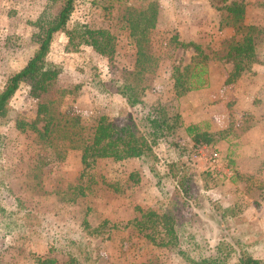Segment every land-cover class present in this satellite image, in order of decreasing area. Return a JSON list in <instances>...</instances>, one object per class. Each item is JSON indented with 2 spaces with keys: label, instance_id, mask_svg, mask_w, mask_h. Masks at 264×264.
Listing matches in <instances>:
<instances>
[{
  "label": "rangeland",
  "instance_id": "374dc122",
  "mask_svg": "<svg viewBox=\"0 0 264 264\" xmlns=\"http://www.w3.org/2000/svg\"><path fill=\"white\" fill-rule=\"evenodd\" d=\"M108 1L74 0L67 26L81 22L109 29L116 37L112 60L86 44L68 48L64 31L53 35L45 56L61 69L55 85L69 90L60 98V109L78 114L86 125L102 114L121 124L141 113L116 91L134 66L135 45L121 20L122 9L114 0L111 9H104ZM123 1L138 9L150 0ZM155 1L157 20L149 33L154 66L142 80L143 98L179 113L182 126L158 139L155 158H101L80 177L78 149L60 142L48 146L17 124L37 116L38 98L28 82H21L0 117V264H40L44 257L69 264L67 253L55 247L79 239L83 220L101 231L89 237L91 246L79 245L83 253L72 264H188L185 256L209 253L220 242L234 249L225 264H238L240 247L264 260V188L247 178L264 179V36L256 38L260 60L226 83L231 63L219 56L234 31L219 26V11L208 0ZM245 1L244 21L263 25L264 0ZM60 2L0 0V89L37 45L36 20L52 18ZM174 33L200 43L211 56L208 85L178 97L172 66L186 64L194 52L175 47L169 39ZM190 123L213 133V143L195 145L184 129ZM79 181L88 185L86 193L76 192L71 201ZM171 208L180 214L176 245H154L130 222L147 209Z\"/></svg>",
  "mask_w": 264,
  "mask_h": 264
},
{
  "label": "trees",
  "instance_id": "16d2710c",
  "mask_svg": "<svg viewBox=\"0 0 264 264\" xmlns=\"http://www.w3.org/2000/svg\"><path fill=\"white\" fill-rule=\"evenodd\" d=\"M115 1L117 7L122 9L121 20H123L124 26L128 29V35L135 45L134 66L116 85V91L125 98L129 106L140 107V116L137 118L131 116L120 124L102 114L94 123L86 125L82 123L78 114L60 109V98L69 90L55 85L57 75L61 70L60 67L55 63L45 61V56L56 32L64 31L66 33L68 48L75 49L86 44L109 60H112L115 55L116 37L109 29L89 27L86 23L81 22H76L71 27L67 26L74 0H61L58 10L52 18L40 17L36 20L37 45L24 65L11 73L0 89L1 117L7 113L9 100L20 83L28 82L30 92L38 98L37 116L30 122L18 120L17 124L22 129L27 128L34 131L38 139L48 146H56L60 142L64 146L78 149L82 165L80 177H83L89 168L101 158L114 160L133 157L142 160L155 158L153 147L158 139L160 137L167 138L182 126L179 113H169L164 106L148 104L143 98L145 86L142 80L146 73L153 71L154 66V57L149 51V33L156 24L157 2L150 0L146 6L136 9L127 5L123 0ZM113 4L112 0H109L104 5V9H111ZM208 4L219 11L221 16L219 26H231L234 31L232 36L226 40L224 53L219 56L231 63V68L225 79L226 83H230L238 79L245 71L250 70L252 65L260 60L256 48V38L260 33L264 36V24L258 25L244 21L245 0H208ZM169 39L175 47L183 49L191 47L194 52L186 64L172 66L170 76L173 79L172 87L175 96L178 97L188 91L207 86L210 54L200 43L180 39L176 33L172 34ZM39 121H42L40 126L38 125ZM184 129L191 135L195 145L213 143L214 141V134L208 130H202L199 123H190ZM247 178L251 184L254 182L257 187L264 188V179H253L251 176ZM87 187L88 185H84L80 181L74 183L72 197L69 199L75 201L76 192L79 195H84ZM172 209L162 212L147 209L130 222L154 245H176L180 241L178 229L180 214ZM82 224L79 239L71 240L68 243L67 238L65 239L67 243L62 242L55 247V249L64 250L67 253L69 264L79 263L82 252L79 245L91 246L92 240L89 237L96 236L101 231L100 225L93 227L88 220H83ZM61 239L64 238L60 237L59 241ZM231 251L234 249L230 243L220 242L209 253L185 256V258L188 264H225ZM84 254L86 256L90 254L89 248L84 249ZM87 259L89 258L87 257ZM236 260L238 264H264L262 258L250 254L242 247L237 251ZM38 261L40 264H59L53 257L39 258ZM140 264L154 263L150 261Z\"/></svg>",
  "mask_w": 264,
  "mask_h": 264
},
{
  "label": "crops",
  "instance_id": "0c3cea01",
  "mask_svg": "<svg viewBox=\"0 0 264 264\" xmlns=\"http://www.w3.org/2000/svg\"><path fill=\"white\" fill-rule=\"evenodd\" d=\"M252 67H253V65H252ZM252 67L250 69H252ZM248 71H250V70H248ZM245 72H247V71H245Z\"/></svg>",
  "mask_w": 264,
  "mask_h": 264
},
{
  "label": "built area",
  "instance_id": "2783aa9c",
  "mask_svg": "<svg viewBox=\"0 0 264 264\" xmlns=\"http://www.w3.org/2000/svg\"><path fill=\"white\" fill-rule=\"evenodd\" d=\"M214 155H216V153H214Z\"/></svg>",
  "mask_w": 264,
  "mask_h": 264
}]
</instances>
